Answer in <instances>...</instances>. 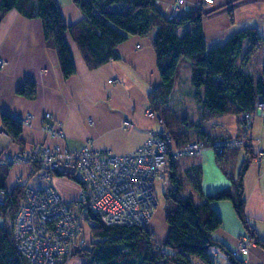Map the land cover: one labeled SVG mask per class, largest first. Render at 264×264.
Returning a JSON list of instances; mask_svg holds the SVG:
<instances>
[{"label": "crops", "instance_id": "obj_1", "mask_svg": "<svg viewBox=\"0 0 264 264\" xmlns=\"http://www.w3.org/2000/svg\"><path fill=\"white\" fill-rule=\"evenodd\" d=\"M56 1L66 24L82 18L73 0ZM177 1L155 0V4L166 17L180 16L201 6L205 12L201 30L206 48L222 45L229 36L244 28L255 29L264 39V0H212L204 5L203 0H182L180 4ZM184 31L185 28L178 29L179 34ZM63 38L75 67V73L67 78L60 71L54 49L44 40L39 19L26 18L16 10L0 17V59L5 62L0 66V115L5 112L19 120L28 118L20 133L23 145L15 143L4 131L0 119V153L12 154L31 144L46 143L68 149L88 145L122 154L163 130V123L146 110L148 92L161 83L148 36L129 35L115 49L118 58L93 69L87 67L69 31ZM262 64L264 43L253 52L244 69L257 78ZM190 78L188 61L180 59L169 98V106L180 120L175 128L182 133L180 143L196 138L193 126L202 119V107L193 97ZM24 80L36 84L33 99L15 92ZM45 113H50L58 122L62 137L49 136L42 129ZM207 122L213 126L209 129L212 135L239 133L240 121L234 113L212 115ZM249 136L254 144L252 152L244 148L229 149L224 154L223 168L217 164L214 151L207 148L202 156L177 160L174 170L182 183V194L202 202L205 198L193 183L197 182L203 195L233 190L228 174L236 178L241 164L248 161L242 177L246 225L229 200H213L211 205L222 222L212 235L231 252L242 239L248 238V253H238L236 257L245 264H264V247L254 243L248 234V230H253L264 241V155L257 158L255 154V144L264 146V121L260 117L253 119ZM33 168L25 162L12 163L7 168L0 166V182L9 190L18 183H26V188L46 186L47 181L30 177ZM67 179L70 178L54 177V186L63 196L74 199L80 186L71 179L75 190L68 192L64 187ZM164 206L156 203L145 226L158 244L163 243L168 231ZM85 233L90 239V228H85ZM209 255L213 264H230L228 255L217 247L210 248ZM199 262L197 258L192 259V264Z\"/></svg>", "mask_w": 264, "mask_h": 264}, {"label": "trees", "instance_id": "obj_2", "mask_svg": "<svg viewBox=\"0 0 264 264\" xmlns=\"http://www.w3.org/2000/svg\"><path fill=\"white\" fill-rule=\"evenodd\" d=\"M73 2L80 9L82 18L71 25L64 22L56 0H0V17L10 10H16L26 18L39 19L44 40L54 49L65 78L75 73L63 38L66 31L71 34L90 69L118 58L115 49L129 35L148 36L155 51L161 83L148 92L146 100L149 107L159 114L175 144L186 142H179L182 133L175 128L180 120L169 106L180 59L188 61L190 65L193 97L202 107V119L193 127L196 129V138L205 144L229 136L212 135L209 129L213 126L207 122V118L234 113L241 121L243 111H252L256 101H264V64L257 78L244 69L253 52L264 43L255 29H241L229 36L222 45L206 48L201 30L205 12L201 7L180 16L166 17L157 8L155 0ZM179 28H185V31L179 34ZM15 92L33 99L36 84L24 80ZM0 119L4 131L15 143L23 145L20 137L22 121L5 112L1 113ZM246 138L251 141L249 132ZM243 148L248 153L252 152L250 145ZM229 149L234 148H226L221 153L214 151L216 162L222 168L224 154ZM179 159L169 162V183L163 187L165 220L168 225L163 243L158 244L145 226L95 221L90 227L89 243L76 247L71 253L78 257L79 264H192L193 258L213 264L209 255L212 247L224 251L230 264H245L213 237L212 233L220 226L222 219L211 202L229 200L238 218L246 225L242 177L248 161L241 164L236 178L228 174L233 190L203 195L197 182L193 183L198 193L205 198L202 202H195L190 195L182 194V183L174 170L175 162ZM36 171L37 167L34 166L30 177ZM0 186L4 187L3 183L0 182ZM9 191L4 220L0 225V264H33L16 249L11 235L13 219L19 200L25 195L26 183H18ZM6 219H9V226L5 224ZM248 234L254 243L264 247V241L253 230H248Z\"/></svg>", "mask_w": 264, "mask_h": 264}, {"label": "built area", "instance_id": "obj_3", "mask_svg": "<svg viewBox=\"0 0 264 264\" xmlns=\"http://www.w3.org/2000/svg\"><path fill=\"white\" fill-rule=\"evenodd\" d=\"M177 2L180 4L182 0ZM210 3L212 0L202 1L203 5ZM4 63L0 60V66ZM146 110L162 122L156 111L150 107ZM256 116L264 121L262 100L255 102L252 111H243L237 135L216 138L209 144L193 138L177 145L170 132L163 129L136 149L122 154L88 145L68 149L46 143L31 144L12 154L0 153V166L29 163L37 167L33 177L48 182L43 187L26 188L19 200L11 227L16 249L33 264H55L67 259L76 247L89 243L85 228L95 221L146 226L156 206V186L163 188L169 183V162L202 156L207 148L221 153L226 148L253 147L246 135ZM21 121L28 123V118ZM42 129L49 136H63L50 113L44 114ZM255 147L256 157L264 155V146L255 144ZM58 175L71 178L80 186L76 198L69 199L56 189L53 178ZM9 193V189L0 186L2 223ZM249 243L248 238L242 239L232 254H247Z\"/></svg>", "mask_w": 264, "mask_h": 264}, {"label": "rangeland", "instance_id": "obj_4", "mask_svg": "<svg viewBox=\"0 0 264 264\" xmlns=\"http://www.w3.org/2000/svg\"><path fill=\"white\" fill-rule=\"evenodd\" d=\"M1 60V59H0ZM4 61V60H2ZM5 64V63H4ZM153 110V109H152ZM165 129V128H163ZM262 146V145H261ZM258 158V157H257ZM260 158V157H259ZM57 177V176H55ZM68 182L65 183V188L68 192H74V180L72 181L71 178L70 179H67ZM155 192H156V198H157V202L159 203V206H164L165 205V198H164V195H163V188L159 187V186H156L155 188ZM156 202V203H157ZM2 224V221H0V225ZM5 224H7L9 226V219H6L5 220ZM88 231V229H87ZM91 239V238H90ZM59 264H79V259L78 257L74 256V254H72L71 256H69L67 259H64V260H61L58 262Z\"/></svg>", "mask_w": 264, "mask_h": 264}]
</instances>
